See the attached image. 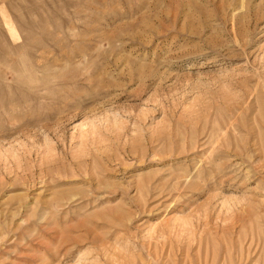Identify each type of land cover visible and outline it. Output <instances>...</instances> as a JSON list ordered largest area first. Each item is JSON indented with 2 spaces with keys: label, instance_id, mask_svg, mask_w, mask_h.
Segmentation results:
<instances>
[{
  "label": "rangeland",
  "instance_id": "1",
  "mask_svg": "<svg viewBox=\"0 0 264 264\" xmlns=\"http://www.w3.org/2000/svg\"><path fill=\"white\" fill-rule=\"evenodd\" d=\"M0 264H264V0H0Z\"/></svg>",
  "mask_w": 264,
  "mask_h": 264
}]
</instances>
